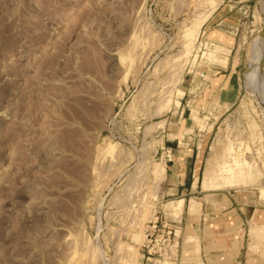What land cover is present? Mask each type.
<instances>
[{
    "label": "rangeland",
    "instance_id": "1",
    "mask_svg": "<svg viewBox=\"0 0 264 264\" xmlns=\"http://www.w3.org/2000/svg\"><path fill=\"white\" fill-rule=\"evenodd\" d=\"M180 158L264 203V0H0V264H196Z\"/></svg>",
    "mask_w": 264,
    "mask_h": 264
},
{
    "label": "crops",
    "instance_id": "2",
    "mask_svg": "<svg viewBox=\"0 0 264 264\" xmlns=\"http://www.w3.org/2000/svg\"><path fill=\"white\" fill-rule=\"evenodd\" d=\"M182 158L167 166L164 184L169 195L182 201L186 216L198 220L196 242L189 249L195 263L263 264L250 249L249 235L253 228L264 227L261 199L241 191L204 195L208 191L196 180L195 169H189Z\"/></svg>",
    "mask_w": 264,
    "mask_h": 264
}]
</instances>
